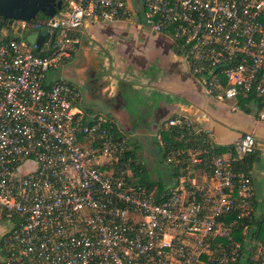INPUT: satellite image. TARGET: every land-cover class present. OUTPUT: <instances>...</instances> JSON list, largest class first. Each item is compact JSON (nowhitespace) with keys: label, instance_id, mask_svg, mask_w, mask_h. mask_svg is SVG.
I'll return each instance as SVG.
<instances>
[{"label":"built area","instance_id":"built-area-1","mask_svg":"<svg viewBox=\"0 0 264 264\" xmlns=\"http://www.w3.org/2000/svg\"><path fill=\"white\" fill-rule=\"evenodd\" d=\"M141 2L143 23L171 40L206 94L238 110V97L253 93L264 121V0ZM138 11L127 0H62L52 17L15 20L11 38L0 37V222L10 224L0 264H264V216L261 237L243 241L220 219L250 212L252 177L232 165L255 151L253 133L209 158L208 183L156 202L116 167L124 137L85 110L75 83L50 76L70 59L86 20ZM29 33L47 39L38 49Z\"/></svg>","mask_w":264,"mask_h":264},{"label":"crops","instance_id":"crops-1","mask_svg":"<svg viewBox=\"0 0 264 264\" xmlns=\"http://www.w3.org/2000/svg\"><path fill=\"white\" fill-rule=\"evenodd\" d=\"M127 2L130 9L134 11L139 9L137 13L139 22H142V24H144L143 21H141L143 20V8L141 0H127ZM123 21L120 20L111 22L102 20H86L78 29L76 33L77 40L74 44L72 53L74 52L75 55L77 52H79L81 57L90 60L93 59L91 63L94 65V67H91V69L93 70L92 74H90L91 83L87 85L88 90L86 88V93L91 95L93 88H95L94 90H97L96 92L98 93L100 89L106 88L105 92L107 96L102 98L100 102L103 103L107 111H111V114L117 116V118L119 117L122 120L130 117L131 119H136L137 116H139V118L143 120L147 117L150 119V121L152 120V122H155L157 120L159 121L160 118L162 119V117H164L168 112L171 113L173 111H182L183 106L181 105V101L183 100L185 102H188V96H190L191 88L198 89L201 96H205V98L207 97L209 100L214 101L213 98H211L203 91L202 86L199 85L189 75V73H187V70H185V63L183 62L181 57H176V54L172 51L170 52V50L169 54L165 52V54L163 53L159 55L161 60L162 55L163 58L169 57L170 64L172 65V73L169 74L167 78H163L161 75L151 77V75L144 76L142 74L141 77H139V75L134 74L135 76H131L126 75V72L124 71H119V69L117 68L119 67V62L123 60L122 53H124V51H127V49L131 52L130 54H132L133 51V49L130 47V43L128 41H125L126 27L124 23H122ZM140 26L141 27L137 29L140 34L139 36L149 37V33L147 32V30L145 31V28H143L141 24ZM39 34L40 33H29L26 34V38L29 41H34L37 39V36ZM160 35L164 42L166 41L167 43L171 44V46H173L169 38L165 37L163 34ZM121 39L123 41H119ZM146 41L148 43L151 42L150 46H161L160 42L155 43L149 38H146ZM125 44L128 47H120L121 45L123 46ZM150 46L146 43L144 45L140 43L138 44L137 51H139L141 57L144 56L145 58H150L151 55L149 56L146 53ZM134 58L137 61L138 58ZM140 60H138L137 62L138 66L144 63L140 62ZM136 77L139 78L136 79ZM80 84L83 85L84 83L80 81ZM126 87H132L133 89ZM150 94L154 95L157 98H161L159 105H156L151 101L149 97ZM133 95H138L139 97L135 98ZM144 98L147 100H145ZM90 99H92V101L94 100L92 98V95L88 97L87 101H89ZM102 100H104V102ZM230 104V101L224 102L215 100L214 105L217 106V109H215L217 110L218 118L220 119L218 121L222 124V128L216 129L217 127H210L208 128L209 132H211L210 134L214 136L216 135V133H218L220 139H215V141L221 144H229L232 141H237L244 132L253 133L257 143L256 155L254 158L255 161L256 159H258V152L264 150V121H261L258 118H254L252 115H243L238 111H234L230 108ZM150 105H153L152 108ZM153 108L157 113V115L155 114V116L154 113L150 114L147 112V110ZM178 115L183 114L181 113ZM209 117L213 118L212 114H210ZM120 119H116L118 124L121 123ZM207 131L208 130H206V132L204 133L200 132L199 134L203 135L204 138L207 139L209 135L207 134L209 133ZM191 156L193 158L194 155L191 154ZM249 174L252 177L254 199L256 202H258L259 207L264 209V181L261 180L262 178L260 176L262 175V173L261 171H256V175H254L252 165V169L249 171ZM196 175H198V178L193 176L189 179V183H195V185L197 186L204 185L206 178L202 174V172L197 171ZM258 181H262L261 186L257 185Z\"/></svg>","mask_w":264,"mask_h":264},{"label":"trees","instance_id":"trees-1","mask_svg":"<svg viewBox=\"0 0 264 264\" xmlns=\"http://www.w3.org/2000/svg\"><path fill=\"white\" fill-rule=\"evenodd\" d=\"M47 18L48 16L40 13L37 15L36 20H45ZM10 29L11 28L7 26V36H0L3 40L11 38L9 33ZM37 53L40 54V52ZM41 55L44 54L41 53ZM236 103H238L239 108L234 111H238L243 115H252L254 118L258 117V109L261 105L260 98H256L253 93H250L246 97L239 96ZM254 103H257V106H254L256 105ZM85 110L92 113L90 110ZM96 115L98 116V114ZM97 116L95 119H97ZM103 117L105 118V122L102 124L110 129L113 136L124 137L125 148L116 167L121 166L124 169H128L129 174L125 175L126 183L135 187L136 190L140 189L144 196L151 197L156 202L162 201L176 192H180L182 187H189V179L193 177L192 174L194 171H202L206 168L211 156L221 155L225 153L228 148L234 147L233 143L221 144L204 138L203 135H200L194 130L191 124L185 123V117L183 115L173 114L167 119L179 117L184 123L181 125H169L166 119L164 120L165 122L158 127L161 142L160 146L163 150L162 159L160 161L165 163V161L168 160V164H170L171 167V169L169 168L167 170L170 179L165 181L162 177H159L157 180H150L144 164L137 158V146L135 144H130L124 131L119 128L117 122L113 118L109 116ZM192 152H197L195 156L201 158L200 162L193 161L191 156ZM255 155L256 149L254 152L247 154L242 161L234 162L232 165L233 169L249 174V171L252 169ZM182 177H186L187 180H184V182H182L183 180L180 181ZM259 208L258 202L255 201L254 195L252 194L250 196V212L247 215L238 218L237 212L239 210L236 209L235 211L223 214L220 219L226 223L233 222L232 233L236 240L243 241L245 236L251 238L261 237L264 209ZM252 226L258 227V231L251 228ZM5 236L6 234L1 235L0 244L3 243V238Z\"/></svg>","mask_w":264,"mask_h":264},{"label":"rangeland","instance_id":"rangeland-1","mask_svg":"<svg viewBox=\"0 0 264 264\" xmlns=\"http://www.w3.org/2000/svg\"><path fill=\"white\" fill-rule=\"evenodd\" d=\"M132 19L133 18H130L129 20H124V21L122 20L123 21L122 23H124L126 27L125 28V32H126L125 41H128L130 43V47L133 49L132 56L137 57L138 58L137 60H140L141 55L139 51H137V46L140 43V40L143 41L144 38L139 36V31L137 30L138 28L141 27L140 23L136 19L135 20H132ZM119 41H123V40L121 39ZM120 47L126 48L128 46L125 44L123 46L121 45ZM74 56H75V59L72 60V58H70L72 60L71 63H69V60H70L69 59L67 62L65 61L62 62L55 71L51 70L50 76L52 78L54 77L64 78L65 75L62 74L63 70L62 72H60V70L61 68H67L69 69L67 72L69 75L70 73L77 71L79 73V77L81 78L82 82L85 83V85L87 86L89 83H91L90 72L92 70L91 67H93V64L90 61H93V59L91 60L85 59L84 57L83 59H81L79 52H77L75 55L73 52L71 57H74ZM78 57H80L77 61L78 63L76 64L75 67L72 66ZM176 57H180V56L176 53ZM144 61H145V57L143 56L141 57L140 62H144ZM132 73H128V75ZM70 76L71 77H67V78L75 82L72 75ZM76 83L79 85L81 91L85 89V86L81 85L77 81ZM94 89L95 88H93L91 95H92V98L94 99L93 101L95 100L96 101L93 102L92 99L88 101L89 107L92 110L91 112L95 114H99L101 116H109L117 122L116 119H120V118L119 117L117 118V116L111 114L110 113L111 111H107L103 103L100 102L102 98L107 96L105 92L106 88L100 89L99 93L96 92L97 90H94ZM188 98H189L188 102L187 101L185 102L183 100L181 101V105L183 106L182 111H177V112L173 111L171 113L168 112L165 114L164 117H162V119L160 118L159 121L157 120L155 122H152V120L150 121V119L147 117L146 119L142 120L139 118V116H137L136 119H133V118L131 119V117L125 120L120 119L121 123L119 124L117 123L119 128L122 131H124L125 136L129 139L130 144L131 145L135 144L137 146V149H136L137 158L142 164H144L145 170L150 180H157L159 177H162L163 180L165 181H168L170 179L169 172L167 170L169 168L171 169V167H170V164H168L169 163L168 160H166L165 163H162L160 161L162 159L163 150L160 146L161 142H160L159 129H158V127L161 126V124L165 122L164 120H166L168 116L174 113H178V114L182 113L183 116L185 117V121L188 124H191L194 130L198 133L200 132L204 133L206 132V130H208L207 132H209L208 128L210 127H217L216 129L222 128V124L218 121L220 119L218 118V113L216 110L217 106L214 105L215 100L217 99H214V101L213 100L211 101L207 97L205 98V96H201L200 91L196 88L190 89V96H188ZM102 101L104 102V100ZM82 105H83V101H82ZM147 112L153 114V109H149L147 110ZM210 114H212L213 118L209 117ZM133 125H136V126H133ZM210 133L211 132L207 133L209 134L207 139L212 140V141H215V139H220L218 133H216L215 136L211 135ZM245 133L247 132H244L243 134ZM231 143H234V141H232ZM257 158L258 159H256L253 163L254 175H256V171H261L263 175V176L260 175L262 178L261 180L264 181L263 179L264 178V150L261 152L260 151L258 152ZM196 173L197 172L194 171L192 175L194 177H197L198 175H196ZM184 178L182 177L180 181L183 180L182 182H184V180H187L186 177ZM262 181L261 182L258 181V183L256 182L257 185L261 186ZM9 227H10V224H7L3 221L0 222V237L2 233Z\"/></svg>","mask_w":264,"mask_h":264},{"label":"flooded vegetation","instance_id":"flooded-vegetation-1","mask_svg":"<svg viewBox=\"0 0 264 264\" xmlns=\"http://www.w3.org/2000/svg\"><path fill=\"white\" fill-rule=\"evenodd\" d=\"M135 19L139 22L138 15L133 16V20H135ZM139 23L149 33V37L143 36L144 40L143 41L140 40V44L144 45L146 43V44H149V46H150L151 42L148 43L146 41V38H149V39H151V41L153 40V42H155V43L156 42L157 43L160 42L161 46H159V45L150 46V48H148V51L146 53L149 56L150 55L151 56H150L149 59L145 58V61H144L145 64L143 63L140 66H138V63H137L138 60L136 61L134 56H132V54H130L131 52L128 51V49H127V51H124V53H122V59L123 60H121V62H119V64H118L119 67L117 69H119V71L126 72V75H128V73H132L133 72L132 74H129L131 76L136 74V75H139V77H141V75L143 74L144 76L145 75H151V77L156 76V75H161L163 78H167V76L172 73V65L170 64L169 57L168 58H166V57L163 58V55H162V60H161L159 55L163 54V53L165 54V52H167L169 54V50H170V52L172 51L175 54L177 52L174 50V48H173V46H171V44L167 43L166 41L165 42L163 41V39H162L160 34L154 32L150 27L142 24V22H139ZM5 29L7 30V25H3L2 26L1 32H0V36L6 31ZM80 57H78L75 60V62H74V64L72 66H74V67L76 66V64L78 63L77 61H78V59ZM70 58H72V60H73V59H75V56L74 57H70ZM81 59H83V57H81ZM70 60H69V63L72 62V60L71 61ZM93 67H94V65H93ZM62 70H63L62 74L65 75V77H66L65 79H67L68 81H71L67 77H71L70 75H72V77L74 78L75 82L74 81H71V82L75 83L79 87V85L76 83V81L78 83H80V81H82L81 78L79 77V73L77 71L76 72L74 71V72L70 73V75H69L67 73L69 69L61 68L60 72H62ZM112 70H115V69H112ZM92 71L93 70H91L90 74H92ZM187 73H189L188 70H187ZM139 77H136V79H138ZM83 86H85V89L83 91L80 90V92H81V103L83 101L84 108L87 109V110L92 111L90 109L88 101H87L88 97L91 96L90 94L86 93L87 90H88V86H86L85 83L83 84ZM86 88H87V90H86ZM79 89H80V87H79Z\"/></svg>","mask_w":264,"mask_h":264},{"label":"water","instance_id":"water-1","mask_svg":"<svg viewBox=\"0 0 264 264\" xmlns=\"http://www.w3.org/2000/svg\"><path fill=\"white\" fill-rule=\"evenodd\" d=\"M61 4L62 0H0V32L3 25L10 26L15 20H31L39 13L52 17L61 8ZM46 39L47 34L40 33L37 36L35 41L38 49ZM126 88L133 89L132 87ZM133 96L135 98L139 97L138 95ZM149 97L153 103L159 105L161 98H157L151 94ZM150 106L152 108L153 105ZM153 113L154 116L155 114L157 115L154 108Z\"/></svg>","mask_w":264,"mask_h":264}]
</instances>
